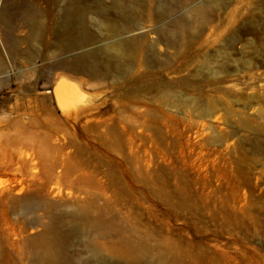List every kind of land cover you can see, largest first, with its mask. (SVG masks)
I'll list each match as a JSON object with an SVG mask.
<instances>
[{
    "label": "rangeland",
    "instance_id": "obj_1",
    "mask_svg": "<svg viewBox=\"0 0 264 264\" xmlns=\"http://www.w3.org/2000/svg\"><path fill=\"white\" fill-rule=\"evenodd\" d=\"M145 1L147 10L131 20L151 42L158 29L188 17L205 0ZM222 1L227 7L211 11L201 33L193 23L177 50L159 41L156 51L201 59L221 48L241 70L220 72L216 91L194 81L198 62L180 72L167 69L172 85L164 95L135 80L141 70H157L144 63L123 78L76 70L85 48L67 49L71 32L62 40L57 35L65 2L53 10L46 0H0V58L8 73L0 80V264H32L36 237L51 220L44 207L26 210L25 200L59 184L67 188L59 174L73 169L92 179L88 187L80 184L99 197L108 234L100 238L66 216L54 222L49 235L61 264H132L106 249L116 240V225H134L149 237L153 253L169 247L181 263L264 264V0ZM31 11L41 14L34 37L21 27ZM230 36L238 38L231 50L223 48ZM246 58L249 68L240 62ZM67 77L89 96L83 110L65 113L56 106L53 83ZM211 99L216 111L204 115ZM6 189H13L9 199L1 197ZM93 241L103 245L98 254L89 249Z\"/></svg>",
    "mask_w": 264,
    "mask_h": 264
},
{
    "label": "bare ground",
    "instance_id": "obj_2",
    "mask_svg": "<svg viewBox=\"0 0 264 264\" xmlns=\"http://www.w3.org/2000/svg\"><path fill=\"white\" fill-rule=\"evenodd\" d=\"M46 1L54 6L53 10L61 1L65 2L64 7L59 9L61 10L60 14L57 15L60 20L57 24L59 28L57 35L62 40L64 35L71 32L74 36L68 39L67 49L85 48L77 56V59L75 58L76 65H74V68L92 77L102 74L107 77L123 78L131 72L134 66H140L141 63H144L156 67L157 70H141L135 76V80H142L146 82L147 87H156L164 95H168L166 92L171 89L172 81L164 75V71L167 69L172 72H180L187 70V65L191 62H198L199 67L191 73L194 81H204L206 84L214 86L216 91H219L220 88L217 84L222 82L224 78L219 76L220 72L229 73L231 67L234 71L241 70L238 61L231 59V53L221 48L216 49L213 54L203 56L201 59L181 53L173 56H161L156 51L159 41H162L165 47L177 50L180 42H182V37L184 34L189 33L193 23H198L197 32L200 31L201 33L208 25L211 11H218L227 7V4L222 0H205L195 3L189 11L188 17L179 18L166 29H158L155 32L157 34L156 39L151 42L145 41L147 33L135 32L140 27L131 20L133 13L147 10L149 5L145 0H92L90 5L85 4V0ZM30 13L25 17L26 21L21 27H27L29 36L34 37L37 35L41 14L33 11ZM250 25L253 27L252 24ZM236 41H238L237 37L231 40L230 36L223 48L231 50V45ZM245 47L250 48V43ZM257 48V46H254L252 49L257 52L259 50ZM12 49H14V55L20 54L16 46H12ZM25 56L28 61L34 57L31 50H28ZM174 57L180 59L177 64H175L176 59ZM6 58L10 62L9 55H6ZM240 62L244 68H249L252 65L247 58L242 59ZM73 63L75 62L73 61ZM4 64L3 59L0 58V80L6 79L8 76ZM78 82L68 77L64 80L56 79L54 81L51 90L52 95L56 106L62 112L69 113L74 110H83L82 106H84L89 96H86L87 94L81 88L82 85L80 86ZM178 82L189 85L185 79H179ZM210 101L208 109L203 110L204 115H211L216 111L213 100ZM74 115L77 116L78 114ZM62 151L63 148L60 146V154ZM65 155L66 153H63L61 157ZM82 173H78L75 169L72 172H62L59 177L66 182L67 188L59 184L51 191L46 192L44 196L25 200L26 210L44 207L51 220L50 224L45 226V234L36 237L32 264H61L62 253L55 242V238L49 233L53 228L52 224L61 221L65 216L70 218L72 223L75 222L84 228L97 231V236L100 238H104L108 234L107 227L101 225L103 209L96 203L99 197L94 192L82 188L80 184L85 183L84 185L88 187L89 181L92 179L86 178L85 180V177L90 176H83ZM81 180L83 181L81 182ZM12 190H4L1 197L9 199L8 195ZM15 192L18 194L21 189ZM16 199H13V205L18 204L19 201L17 202ZM91 199L94 200V204L90 202ZM93 211L95 215H91ZM36 222L37 220H33L31 224L33 225ZM112 232L116 236V240L111 243L110 247L107 245L106 249L117 261L125 260L132 264H186L179 262L172 253L173 250L169 247H158L153 253V248L149 244V237L139 235L134 225L127 227L116 225L113 227ZM102 246V244L93 241L89 249L92 253L98 254L103 249Z\"/></svg>",
    "mask_w": 264,
    "mask_h": 264
}]
</instances>
